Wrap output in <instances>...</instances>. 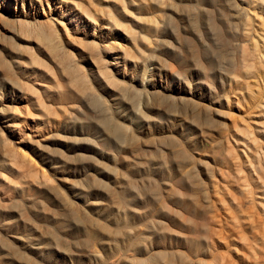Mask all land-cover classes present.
<instances>
[{
    "label": "rangeland",
    "instance_id": "rangeland-1",
    "mask_svg": "<svg viewBox=\"0 0 264 264\" xmlns=\"http://www.w3.org/2000/svg\"><path fill=\"white\" fill-rule=\"evenodd\" d=\"M263 2L0 0V264H264Z\"/></svg>",
    "mask_w": 264,
    "mask_h": 264
},
{
    "label": "bare ground",
    "instance_id": "bare-ground-1",
    "mask_svg": "<svg viewBox=\"0 0 264 264\" xmlns=\"http://www.w3.org/2000/svg\"><path fill=\"white\" fill-rule=\"evenodd\" d=\"M13 1V0H12ZM261 2V1H260ZM2 3V2H1ZM264 3V2H263ZM1 6V5H0ZM254 6H256V5H254ZM252 7V6H251ZM240 8V7H239ZM248 9V8H247ZM9 10V9H8ZM263 10V9H262ZM237 8H236V10H235V15H237ZM249 12H250V10L248 11V12H242V13H245L244 14V16L245 17H248L250 14H249ZM252 12V11H251ZM255 12V11H254ZM257 13V12H256ZM234 14V13H233ZM232 14V15H233ZM241 14V13H240ZM0 15H1V8H0ZM243 15V14H242ZM255 15V14H254ZM16 17H20L19 15H15ZM243 16V17H244ZM235 17V16H234ZM237 17V16H236ZM260 17V16H259ZM250 21V20H249ZM24 22V21H23ZM227 22H229L228 20H227ZM225 24H226V22H224ZM220 24H221V26L223 27V22L221 21L220 22ZM22 28V27H21ZM16 29V28H15ZM224 29V28H223ZM33 30V29H32ZM32 30H30V29H26L25 28V30H20V34L22 35V36H27V35H31L33 32H32ZM34 31V30H33ZM37 33V32H36ZM20 35V36H21ZM164 38V37H163ZM37 39L38 40H46V41H51V40H53V35L52 34H47V33H39L38 32V35H37ZM158 39V38H157ZM154 41H156V40H154ZM118 42V41H117ZM236 42V41H235ZM255 42V41H254ZM257 42V41H256ZM256 42H255V44H256ZM48 43V42H47ZM230 44V43H229ZM264 44V43H263ZM254 45V44H253ZM256 45H258V44H256ZM255 45V46H256ZM234 46V45H233ZM258 47V46H257ZM96 48V47H95ZM50 49L52 50V51H54L55 53H56V51H58L59 49H60V47L57 45V44H55V43H53L52 45H51V47H50ZM61 51V50H60ZM151 51V50H150ZM260 51V50H259ZM149 52V51H148ZM258 52V51H257ZM256 54V53H255ZM126 55V54H125ZM253 55V54H252ZM62 56V55H61ZM257 56V55H256ZM259 57H257V58H259L258 59V61L259 62H264V55H258ZM251 57V56H250ZM65 58V57H64ZM102 58V57H101ZM249 58V57H248ZM148 59V58H147ZM141 60V59H140ZM139 60V61H140ZM260 60H262V61H260ZM104 61V60H103ZM248 61V60H247ZM258 61H256V62H258ZM145 62V61H144ZM154 62V61H153ZM159 62V61H158ZM254 63V62H253ZM113 64V63H112ZM153 65V64H152ZM248 65V64H247ZM256 65V64H255ZM236 66V65H235ZM153 67H155V66H152L151 68H153ZM168 67H169V69L171 70V71H173V67H172V65H171V63H169V65H168ZM150 68V67H149ZM239 68V67H238ZM70 69H72V68H70ZM242 69V68H241ZM235 70H237V69H235ZM248 70V69H247ZM71 70H69V72H70ZM74 71H75V68H74ZM256 71V70H255ZM69 72H67L68 73V75H69ZM148 72V71H147ZM169 72V71H168ZM242 72H243V70H242ZM208 73V72H207ZM70 74H72V75H70L71 77H70V83H72L73 85H74V87H75V89H76V94H80V93H83V94H90V93H92L93 91H94V88L91 86V84L93 83V82H96V86H97V88L99 87L98 86V84H97V81H99L98 80V78H97V76H95V75H91V74H81V75H76L75 74V72H70ZM99 75H100V77H102V81H107V83H115L116 82V80L114 79V77L112 76V77H110L109 76V74L107 75L106 73H104V72H101L100 73V71H99ZM209 75V74H208ZM234 75H236V74H234ZM241 75V74H240ZM247 75V74H246ZM150 76V75H149ZM151 77V76H150ZM146 78V77H145ZM58 79V78H57ZM144 79V78H143ZM134 80V79H133ZM151 80V82H149V80H146L145 81V79L144 80H141L140 81V85L139 86H141V88L143 87L144 89H146V90H144V91H146V94H145V97H146V103H145V106H143L142 108H139V109H136V110H138V112L140 111L141 112V114H142V116H144V117H147L148 116V114H150V113H152L151 112V105L154 103V101H155V95H156V88H155V83H153L152 81H153V77L150 79ZM238 80V79H237ZM57 82H58V80H57ZM68 82V81H67ZM133 83V82H132ZM211 83V82H210ZM69 84V83H68ZM208 84V83H207ZM94 85V84H93ZM133 86V85H132ZM157 86V85H156ZM57 87L59 88V89H61V85H60V83L57 85ZM134 87V86H133ZM73 88V87H72ZM37 89V88H36ZM33 90V89H32ZM184 91V90H183ZM212 91V90H211ZM218 93V92H217ZM191 96V95H190ZM176 97V96H175ZM183 97V96H182ZM211 97V96H210ZM35 98V97H34ZM46 98V97H45ZM177 98V97H176ZM178 98H180V97H178ZM184 98V97H183ZM57 99V98H56ZM55 100V99H54ZM140 100V99H139ZM184 100V99H183ZM214 100V99H213ZM184 102V101H183ZM213 102V101H212ZM77 102H74L73 104L75 105ZM115 105L117 104V103H114ZM113 103L112 104H110V105H108L107 107H108V109H115V111H116V113H121V111H123V108L121 107V106H118V107H116L115 105H114ZM155 104V103H154ZM44 105V104H43ZM51 105V104H50ZM87 105V104H86ZM111 105H113V106H111ZM56 106V105H55ZM140 106V105H139ZM12 107V106H11ZM72 107H74V106H71L69 109H70V111H73L72 109ZM131 107V106H130ZM211 107V106H210ZM72 108V109H71ZM75 108V107H74ZM212 108H214V107H212ZM4 109V108H3ZM14 109V108H13ZM26 109V108H25ZM2 110V109H1ZM15 110V109H14ZM52 111V110H51ZM3 112V111H2ZM5 112V111H4ZM17 112V111H16ZM29 112V111H28ZM140 112H139V114H140ZM27 113V112H26ZM2 114V113H1ZM133 114V113H132ZM215 115V114H214ZM219 115V114H218ZM1 116V115H0ZM14 116L16 117V114H14ZM25 116H27V115H25ZM135 116V115H134ZM132 117V116H126V118H127V121H128V125H125L124 123H117V125L115 126V128H120V127H125V128H129L130 126H132V125H134L133 123L135 122L136 124L137 123H139L138 121H136V118L135 117ZM141 116V117H142ZM220 116V115H219ZM20 117V116H19ZM151 117V116H150ZM20 120V119H19ZM155 120V119H154ZM212 120V119H211ZM21 121V120H20ZM123 121H125V120H123ZM18 124V123H17ZM17 124H15V125H17ZM19 124H20V122H19ZM137 126V125H136ZM20 127V126H19ZM18 127V128H19ZM153 128V127H152ZM234 128V127H233ZM237 128V127H236ZM21 129V128H20ZM4 130V129H3ZM131 130V129H130ZM129 130V131H130ZM250 131V130H249ZM2 129L0 128V133L2 134ZM169 133V132H168ZM153 134V133H152ZM249 135V134H248ZM250 136V135H249ZM1 137V140H0V142H1V145L4 147L3 149V152H5V150H6V152L10 155V156H7V157H12V159H14L15 161L16 160H18L19 158L20 159H22V161H21V163L20 164H22V162H26V163H30V165L31 164H35L34 163V161H33V157H29V155H30V153L28 152L27 153V150H25V152L24 151H22L21 149V151L19 150V148L18 149H14V146H11V142L9 143V139H6V136L5 137H3L2 135L0 136ZM226 138V137H225ZM8 140V141H7ZM143 140H144V138H143ZM225 140V139H224ZM21 141H23V140H21ZM229 141V140H228ZM252 141V140H251ZM29 142H31V141H29ZM142 142V141H141ZM202 142V141H201ZM231 141H229V143H230ZM25 143V142H24ZM124 143V142H123ZM15 144V143H14ZM13 144V145H14ZM20 144V143H19ZM0 145V146H1ZM17 147H19V146H17ZM233 147V146H232ZM51 148V147H50ZM230 148V147H229ZM260 149V148H259ZM23 150H24V148H23ZM151 150V149H150ZM221 150V149H220ZM219 150V151H220ZM254 150V149H253ZM234 152V151H233ZM237 152H238V150H237ZM108 154V153H107ZM256 154H257V152H256ZM7 155V154H6ZM111 155V154H110ZM114 156V155H113ZM234 156V155H233ZM19 161V160H18ZM259 163V162H258ZM19 164V165H20ZM5 165V164H4ZM7 166V165H6ZM10 166V165H9ZM12 166V165H11ZM22 166V165H21ZM32 166H34V165H32ZM2 167V166H1ZM8 167V166H7ZM241 167V166H240ZM254 167H255V165H254ZM258 168V167H257ZM16 169V168H15ZM20 170L21 168L20 167H18L17 168V170ZM39 170V169H38ZM228 170V169H227ZM150 171V170H149ZM2 172V171H1ZM25 172V171H24ZM40 172V171H39ZM41 173V175H42V177H43V180H46V179H48V177H47V175H46V173H44V171H41L40 172ZM20 174H21V172H20ZM24 174V173H23ZM28 174V173H27ZM22 175V174H21ZM20 175V176H21ZM254 175V174H253ZM29 177V176H28ZM38 177V176H37ZM15 178V177H14ZM39 178V177H38ZM40 179V178H39ZM216 179V178H215ZM24 182H26V181H24ZM23 183V182H22ZM45 183V182H44ZM248 183V182H247ZM244 184V183H243ZM239 185V184H238ZM24 187V186H23ZM25 187H27V185L25 186ZM219 187V186H218ZM22 188V187H21ZM263 191V190H262ZM24 192V191H23ZM219 194V193H218ZM240 194V193H239ZM3 198V197H2ZM224 202V201H223ZM211 203V202H210ZM9 205V204H8ZM7 207V206H6ZM219 217V216H218ZM191 225V224H190ZM205 230V229H204ZM213 230V229H212ZM208 232H209V230H208ZM206 234V233H205ZM209 243V242H208ZM211 243V242H210ZM209 243V244H210ZM208 244V245H209ZM251 244V243H250ZM208 247V246H207ZM219 247V246H218ZM215 248V247H214ZM210 249V248H209ZM253 251V250H252ZM243 252V251H242ZM250 252V251H249ZM256 252V251H255ZM237 253V252H236ZM214 256V255H213ZM243 256V255H242ZM26 260V259H25ZM257 260V259H256ZM263 261V260H262ZM230 264V263H229ZM259 264V263H258Z\"/></svg>",
    "mask_w": 264,
    "mask_h": 264
}]
</instances>
